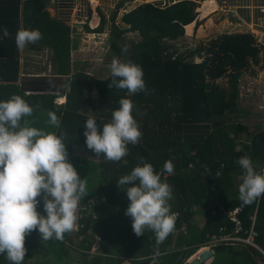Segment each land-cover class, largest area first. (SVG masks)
Wrapping results in <instances>:
<instances>
[{
  "label": "trees",
  "instance_id": "obj_1",
  "mask_svg": "<svg viewBox=\"0 0 264 264\" xmlns=\"http://www.w3.org/2000/svg\"><path fill=\"white\" fill-rule=\"evenodd\" d=\"M49 4L50 0H0V27L9 32L0 40V100L21 95L33 107L27 117L31 126L64 133L67 159L86 183L87 195L80 200L86 210L82 211L78 232L71 230L62 240H46L44 248L33 240L36 230L27 234L22 264H183L221 228L228 234L234 232L229 214L236 209L243 227L241 235L254 224L256 241L264 249V195L242 205L237 185L242 175L237 164L241 156L250 157L255 170L264 172V130L251 132L244 124L224 120L240 108L242 78L257 77L264 69V48L256 36L222 34L182 53L175 43L185 36V29L190 33L194 22L196 30L203 24L198 20L199 3H143L123 14L117 23L123 7L119 4L111 18L112 40L106 61L110 64L115 58L142 68L146 90L128 94L126 89L108 87L111 75L98 78L81 71L72 73L73 31L65 19L50 15ZM212 8L210 2L205 3L203 15ZM106 25L107 18L100 12L99 26L90 29L87 23L85 29L103 33ZM23 28L41 32L34 48L51 49V74L67 81L61 94L56 89H52L55 93L25 91L48 86L21 84V49L15 44V34ZM196 57L202 60L195 62ZM222 79L226 86L219 82ZM93 89H97L98 99L91 97ZM59 95L66 97L64 104L56 103ZM122 97L131 99L142 134L138 143L127 145V155L122 158L126 163L104 160L95 165L74 156L73 145L86 147L84 121L93 117L98 125L109 122ZM49 111L58 117V128L47 123ZM166 160L174 165L171 175L162 171ZM142 162L161 171V179L173 189L169 204L170 211L177 213L175 228L158 246L159 256L153 254L156 245L151 230L140 236L132 231L130 217L124 214L128 203L124 186L116 184L120 176ZM85 171L91 178L83 174ZM37 210L43 211L42 202ZM199 214L205 219L201 228L192 223ZM98 238V253L91 255ZM213 251L210 264H264V255H253L246 247L237 250L221 244ZM74 254L79 255L77 259ZM0 264H10L4 254H0Z\"/></svg>",
  "mask_w": 264,
  "mask_h": 264
},
{
  "label": "clouds",
  "instance_id": "obj_2",
  "mask_svg": "<svg viewBox=\"0 0 264 264\" xmlns=\"http://www.w3.org/2000/svg\"><path fill=\"white\" fill-rule=\"evenodd\" d=\"M8 35V29L0 27V40ZM41 36L38 29H19L15 44L22 49ZM108 69L112 77L108 87L126 89L128 94L146 90L138 64L114 58ZM133 109L131 99L122 97L109 122L98 125L88 117L83 124L86 147L98 158L126 163L122 158L127 155V145L138 143L142 135ZM32 113L33 107L21 95L0 100V254L10 264H22L25 236L32 230L42 240H62L73 229L78 203L87 195L84 179L67 159L64 133L31 126L27 117ZM48 117L47 123L58 128V117L51 111ZM237 164L242 170L238 199L247 205L264 195V172L256 171L246 155L239 157ZM162 171L173 174V163L166 160ZM161 174L151 163L142 162L116 180L119 188L124 186L128 201L124 214L130 217L132 231L137 236L146 229L154 233L156 256L161 254L158 246L174 231L177 218V213L170 211L172 186ZM41 201L42 212L37 210Z\"/></svg>",
  "mask_w": 264,
  "mask_h": 264
},
{
  "label": "crops",
  "instance_id": "obj_3",
  "mask_svg": "<svg viewBox=\"0 0 264 264\" xmlns=\"http://www.w3.org/2000/svg\"><path fill=\"white\" fill-rule=\"evenodd\" d=\"M50 0V4L48 6V11L52 17H58L65 19L68 24L69 19L71 17L72 20H75L73 18H77L82 20V22L86 25L88 20L90 21L92 19V23L94 26H92V29H96L99 25L98 19H97V10L100 6L102 9H105L103 7V4H108L109 0ZM178 0H174L176 2ZM197 3H199L201 6L198 8L199 15L201 13L202 16V9L204 7V4L207 2H213L212 7L213 9L208 11L204 16H202L201 19L208 17L209 15H213L214 17L210 19V27H209V34L214 33L215 30H220L214 28V22L217 16L220 14L221 8L225 9L227 13H229L230 17H233L232 20L235 21V24L225 22L221 24L222 29L224 28H230L232 29V32L224 33V34H233V33H253L257 39H259L260 44L264 48V0H195ZM112 4H125V0H112ZM170 3V2H169ZM95 5V7H94ZM140 5V4H139ZM138 6V5H137ZM136 6V7H137ZM135 7V8H136ZM93 12H92V11ZM108 9H106L107 12ZM129 12V11H128ZM99 16V15H98ZM196 23H193V31H195ZM24 29V28H23ZM197 38L201 40L202 42H207L213 38H216L219 36L214 35L210 36L209 38L205 32L199 29L197 30ZM255 32V33H254ZM188 33V31L186 32ZM101 34V33H98ZM189 34V33H188ZM223 33H220L222 35ZM73 38V37H72ZM74 47L72 49V73L75 72H84L90 76H95L98 78H106L110 75L108 65L109 63L105 60L107 59L108 52L103 50L101 47L100 49L95 48V52L92 53L95 54L98 53L95 57L101 58L100 60L91 59V64H81V60H76L81 53L83 52V46L82 45H75V40L73 38ZM80 47V50H79ZM104 51V52H103ZM109 51V50H108ZM264 52V50H263ZM102 56V57H101ZM52 51L48 48H41L38 49L33 47V43L26 44L24 48L21 49V79L23 76H44L47 77L43 82L39 84H33L35 86H48L45 88H48L51 90L56 89L57 94H61L62 88L67 84V81L64 80V76H55L51 74L52 70ZM48 59L49 62L46 63V60ZM41 61V63H40ZM263 61V60H262ZM36 65H41L39 68ZM47 66H49V69H47ZM46 68V69H45ZM41 88V87H39ZM69 90V89H68ZM91 97L93 99H98L99 94L97 89H93L91 93ZM66 102V97L64 95H59V98H57L56 103L57 104H64ZM105 112L107 113V106L105 104ZM72 154L74 156L83 158L84 160H87L91 162L92 164L98 165L101 162L104 161L103 158H98L96 154L82 146L73 145ZM84 175H87V177L91 178L89 176L90 174L88 171H85L83 173ZM79 175V174H78ZM81 177V175H79ZM82 178V177H81ZM37 199H40L37 197ZM42 202V201H41ZM83 207V209H82ZM86 207L81 204V201L78 203V207L76 209V212L79 213L81 211H85ZM35 235V234H34ZM38 247H42L38 244Z\"/></svg>",
  "mask_w": 264,
  "mask_h": 264
},
{
  "label": "rangeland",
  "instance_id": "obj_4",
  "mask_svg": "<svg viewBox=\"0 0 264 264\" xmlns=\"http://www.w3.org/2000/svg\"><path fill=\"white\" fill-rule=\"evenodd\" d=\"M112 0H109L108 4L105 3L106 5L103 4V7L105 9H102L100 6L98 7L97 10V19L100 23V12H102L106 18H107V25L104 29V32L101 34L98 33H88L86 32L85 29V24L82 22V20L76 18H73L75 20H72L71 17L69 19L70 27L73 31V38L75 40V45L79 44L83 46V52L81 53V56L79 55L77 58L76 55V60H81V64H91V59H96L100 60L101 58L95 57L98 53L92 54L95 52V48L100 49L101 47L103 50L107 51L110 48L111 45V40H112V35H111V18L114 14V12L117 9L118 4H112ZM125 4H123V7L119 10L118 15L116 17V22L121 23L122 16L128 11L133 10L137 5L143 4V3H148V2H160L161 5L168 4L170 1L174 0H125ZM95 2V1H94ZM213 4V2H210ZM201 6V5H200ZM95 7V5H94ZM106 9L107 12H106ZM213 9V8H212ZM211 9V10H212ZM92 11V10H91ZM93 12V11H92ZM99 15V16H98ZM205 15V14H204ZM202 13V16H204ZM230 14L225 11V9L221 8L220 14L217 16L214 22V28L217 27V29L220 28V30H215L213 34H209V27L211 24L210 19H212L214 16L209 15L208 17H205L203 19L200 15L198 16L199 21H203V24L198 28L199 32L200 30L204 31L205 34H207L208 37L204 38H209L210 36L214 35H220V33H229L232 32V29L230 28H224L222 29L221 24L223 23H232L235 24V21L232 20L233 17L229 16ZM88 22V26L90 29H92L93 23L92 19ZM99 23H97L99 25ZM197 29V30H198ZM191 31L189 34L186 33L185 29V36L180 38L175 44L176 47L179 49V52L185 53L190 50H195L199 45H201V40L197 38L198 31ZM255 33V32H254ZM128 37L131 39H136L137 35L136 34H128ZM259 42V39H257ZM260 43V42H259ZM80 50V47H79ZM264 50V49H263ZM104 52V51H103ZM102 57V56H101ZM262 57V63L264 65V52L261 54ZM46 60V63L49 62L48 59ZM107 60V59H105ZM202 59L196 57L195 62H200ZM41 63V61H40ZM48 64V63H47ZM38 68L41 65H36ZM42 68V66H41ZM46 69V68H45ZM47 69H49V66H47ZM50 70V69H49ZM223 86H226V80L222 79L219 81ZM239 110L234 113V114H228L224 120L227 124H232V123H241L250 128L251 132H256L258 130L263 129L264 130V69L259 73L257 77H251L249 75H245L242 78V83H241V95L239 99ZM246 137L243 136V139ZM241 182L238 181V184ZM83 209V207H82ZM82 216V211L77 213L76 212V221L74 223V227L72 231L74 233L78 232L79 228L81 225L79 224V220ZM205 222L204 216L199 214L196 217L193 218L192 223L196 225L197 227L201 228ZM35 234V235H34ZM33 234V240L35 244L38 246L41 245L44 248L45 245H47L46 240H42L39 236L38 233ZM78 240V239H77ZM79 255L74 254V259H77ZM192 258V257H191ZM190 258L185 261L183 264H188ZM123 264H131L130 262H124Z\"/></svg>",
  "mask_w": 264,
  "mask_h": 264
},
{
  "label": "built area",
  "instance_id": "obj_5",
  "mask_svg": "<svg viewBox=\"0 0 264 264\" xmlns=\"http://www.w3.org/2000/svg\"><path fill=\"white\" fill-rule=\"evenodd\" d=\"M238 213H239V209H236L229 214L230 219L235 223V230L232 234L225 233L224 229L221 228L220 233L217 235H214L210 242L200 247L197 253L203 250H207V249L213 250V248L217 245L229 244L233 246H241V247H246V248L253 247L257 250V252L264 255V249L256 241L258 234L254 229V224L252 225V228L250 229L248 233L246 232L245 235H241V233L243 232V227L237 216ZM100 243H101V239L98 238L97 243L93 246V248L90 251L91 255L98 253V250H99L98 247Z\"/></svg>",
  "mask_w": 264,
  "mask_h": 264
},
{
  "label": "water",
  "instance_id": "obj_6",
  "mask_svg": "<svg viewBox=\"0 0 264 264\" xmlns=\"http://www.w3.org/2000/svg\"><path fill=\"white\" fill-rule=\"evenodd\" d=\"M47 77L42 76H23L21 79V84H39L43 82ZM26 92H34V93H55L54 90L48 88H36L35 90L25 89ZM237 250L242 249L241 246H235ZM253 255L257 254V250L253 247L247 248ZM214 259V251L211 249L203 250L197 253L194 257H192L188 264H210Z\"/></svg>",
  "mask_w": 264,
  "mask_h": 264
},
{
  "label": "bare ground",
  "instance_id": "obj_7",
  "mask_svg": "<svg viewBox=\"0 0 264 264\" xmlns=\"http://www.w3.org/2000/svg\"><path fill=\"white\" fill-rule=\"evenodd\" d=\"M96 1V0H95Z\"/></svg>",
  "mask_w": 264,
  "mask_h": 264
}]
</instances>
